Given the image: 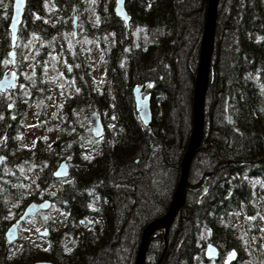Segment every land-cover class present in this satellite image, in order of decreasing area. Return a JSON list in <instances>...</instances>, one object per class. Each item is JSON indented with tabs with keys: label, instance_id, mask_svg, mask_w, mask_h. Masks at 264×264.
<instances>
[{
	"label": "trees",
	"instance_id": "obj_1",
	"mask_svg": "<svg viewBox=\"0 0 264 264\" xmlns=\"http://www.w3.org/2000/svg\"><path fill=\"white\" fill-rule=\"evenodd\" d=\"M207 1L126 0L128 30L108 0H27L12 65L11 6L0 0V78L17 71L21 91L44 106L53 99L44 77L51 61L65 65L67 81L79 85L62 102L70 112L61 127L63 137L55 145L41 138L34 149L21 144L28 101L21 102L19 92L11 101L8 92H0V155L5 156L0 166V264H135L144 227L168 211L180 178L193 127ZM221 2L218 15L222 7L231 13L224 24L217 23L203 138L176 218L167 232H154L144 264H198L209 242L223 255L236 252L238 259L204 264H264V7L257 0ZM74 14L85 36L99 41L105 53L102 90L90 77L83 79V71L90 75L87 52L67 43ZM140 32L158 34L159 42H143ZM177 46L189 50L181 74L174 57ZM25 57L34 64L31 72L23 70ZM137 85L151 98L150 126L139 118L133 95ZM174 87L180 90L177 97ZM86 112L108 121L103 137L92 139L95 148L88 143L87 118L82 126ZM64 154L70 157V175L60 180L52 172ZM28 165L39 168L43 188L60 183L43 198L53 202L46 214L56 211L62 218L39 215L49 230L46 240L20 239V246H8L6 229L24 208L15 198L24 180L20 167ZM41 198L36 194L30 201ZM240 215L249 219L248 229L243 230Z\"/></svg>",
	"mask_w": 264,
	"mask_h": 264
},
{
	"label": "water",
	"instance_id": "obj_2",
	"mask_svg": "<svg viewBox=\"0 0 264 264\" xmlns=\"http://www.w3.org/2000/svg\"><path fill=\"white\" fill-rule=\"evenodd\" d=\"M220 0H208L206 20L202 32V38L200 43L199 60L197 66V73L195 77V88L193 96V127L190 135V139L181 163V172L176 191L169 206L168 211L161 217L151 220L143 229L138 247L135 264H144L146 252L148 249L149 241L154 232L160 228H164L166 232L173 224L176 215L181 207L182 195L184 188L188 180V173L193 156L199 148L204 131V113H205V98L209 83L210 67L212 62V56L215 46V30L217 23V12ZM126 0H114V14L121 19L127 28H130V17L125 8ZM27 0H22V3L17 5V0H12L11 15L9 19V31H10V58L12 65L15 64V47L18 42L19 28L23 23V16ZM74 37L78 35L76 27V16L74 17ZM17 87V75L15 72H6L0 78V92H4L10 89L11 99L12 94ZM133 95L135 99L136 108L139 113L140 120L144 126H150L152 114H151V98L149 94H144V88L142 86H135L133 88ZM11 107V106H10ZM91 128V134L94 138H101L104 134L105 126L100 116L96 112H88L87 114ZM5 160V156L0 155V166ZM69 159H66L59 163L53 173L54 178H67L69 176ZM52 206V201L44 199L42 201L29 202L23 209L22 213L16 219V221L8 227L5 233L7 245H11L18 241L20 236V226L28 218L34 217L41 212L48 211ZM48 229H44L39 232L41 236H47ZM165 252V251H164ZM219 256V248L213 243L209 242L204 249V257L206 260H213ZM237 254L232 253L228 256V260H234ZM33 264H54L51 261H37Z\"/></svg>",
	"mask_w": 264,
	"mask_h": 264
},
{
	"label": "rangeland",
	"instance_id": "obj_3",
	"mask_svg": "<svg viewBox=\"0 0 264 264\" xmlns=\"http://www.w3.org/2000/svg\"><path fill=\"white\" fill-rule=\"evenodd\" d=\"M1 1L3 2L4 6H6V7H9L12 5V0H1ZM108 1H109V4L112 5V7H114V0H108ZM231 1L233 2V0H231ZM219 3H220V1H219ZM221 4L224 5V0H222ZM218 7H219V5H218ZM230 13L224 12L223 7L220 8V14L219 15L217 12V23L221 24V25L224 24V20L227 17H229ZM90 17H91V19L96 20L95 11L90 12ZM217 23H216V29H217ZM78 26H82V25L78 24ZM82 28L83 29L81 31V35L78 38L79 44H78V46L74 45V47L79 49L81 52H87V63H88V65H90L89 67H90V72H91L90 75L87 76V78L90 77L91 82H93L95 85H99V84H101L102 77L106 74V72L104 71V68H105L104 52L101 49V44L99 43V41L90 40L89 38H87V36H85V34H84V27L82 26ZM202 32H203V30H202ZM215 32H216V30H215ZM140 35L142 36L143 42L152 43V42H155V40H158V34H155V33L154 34H145L143 32H140ZM201 38H202V33H201ZM69 40H72V33L67 38V43L68 44H74L73 40L72 41H69ZM28 49H27V51H29ZM188 54H189L188 49H184L183 47L177 46L174 57L176 58L175 59L177 62L176 64H178L177 70L180 74L183 72V68L185 66H188V64L186 63L188 61ZM24 59L28 60L29 58L25 57ZM51 62H52V64L50 66L47 65L49 67H48L47 71L45 72V75L47 77V80L50 82V86H52L54 89L61 90V95H62L61 98L64 99L67 96V91H65V90L62 91L64 84L68 85L70 94L74 93V87H73V85L67 83L68 78L66 77V75L63 72V66L61 65V63L54 62V61H51ZM26 67L28 69L27 71L31 72L33 69L32 62L29 61L26 65ZM179 73H178V75H179ZM82 75H83V73H82ZM83 79H86V77L84 78V76H83ZM61 81H63V83ZM21 88H22L21 90L24 91V86H21ZM172 92H173L174 96L177 97L180 90L177 88L175 89V87H174ZM22 96L27 97V94H25V92H23ZM51 105H54L53 99H51L50 103L48 105H45V106L43 104L38 103L36 100H30L29 101V107H28L27 115H26L25 120H24V122H25L24 125L26 126V132H25V135L22 137V142H21L22 146L27 147V148L33 147V144L35 142L37 135H40V136L42 135L45 138V140L50 144H53V143H56V141H59V132L60 131L57 128H55L54 124L50 120H48V122L46 124L42 123V125H38V126L32 121L34 114L37 113L42 108H44V109L46 108L45 114L50 116V112L52 110ZM67 129H69V128H67ZM92 139H93V137H90L88 139V143L91 144L90 147L95 148V146H97V144ZM20 172H21L24 180H23V185L19 187L17 195L15 198H16V201L20 202L24 206L30 202L31 198L34 195L40 194L41 196H43L46 193H48V194L54 193L61 186L59 182L48 185L47 187H44V188L41 186V184H38L39 183L38 182L39 168L35 165L22 166V167H20ZM42 215L44 216L45 220L50 219L52 221H54V220L58 221L62 218V215L60 214V212H56V211L54 212V214H51V215H47L46 213L41 214V216ZM41 216H37L35 218L29 219L27 222H25L22 225V227H21L22 228L21 238L23 240L31 239V240H34V242H36V243H42L44 240H46V237H42L41 235H39V232L43 231L46 228L44 226L45 220H43L41 218ZM238 221L243 226V230L248 229L249 219L245 215H240L238 218ZM20 245H21V241L18 242V246H20ZM163 254H162V256H163ZM159 261L160 260L156 261L155 264H159ZM203 261L204 260L202 259L200 262H198V264H204ZM249 263L252 264V262H249ZM249 263L245 262V261H239L238 262V264H249Z\"/></svg>",
	"mask_w": 264,
	"mask_h": 264
},
{
	"label": "flooded vegetation",
	"instance_id": "obj_4",
	"mask_svg": "<svg viewBox=\"0 0 264 264\" xmlns=\"http://www.w3.org/2000/svg\"><path fill=\"white\" fill-rule=\"evenodd\" d=\"M258 2H259V4L260 5H262L263 7H264V0H257ZM79 27V34H78V37L76 38V39H74L73 37H72V39H73V41H74V45L75 46H78V44H79V41H78V38L80 37V35H81V31H82V26H78ZM133 32H136V31H133ZM254 39H256V40H258L259 39V36H255L254 37ZM150 41V40H149ZM151 42V41H150ZM155 42L157 43V42H159L158 40H155ZM103 51V50H102ZM23 60V62H24V66H23V70H25L26 72H27V67H26V65H27V63L29 62L27 59L25 60L24 58L22 59ZM104 61H105V68H104V71L106 72V67H107V62H106V59H105V53H104ZM33 64V63H32ZM62 65V64H61ZM63 66V65H62ZM35 69V67H34V64H33V69L32 70H34ZM48 69V68H47ZM47 69L45 70V72L47 71ZM65 70H66V67H65V65L63 66V72L65 73ZM83 71V70H82ZM14 72V71H13ZM29 72V71H28ZM15 73H16V75H17V87H16V90H15V92H14V94L15 93H17V92H19V94H20V96L21 95H23V92L21 91V86H24L23 84H20V82H21V80L19 79V75L17 74V71H15ZM83 76H84V78L86 77V79H84L85 81H87L88 80V78H87V73L85 72V71H83ZM44 77H46V75L44 74ZM47 78V77H46ZM106 81H107V75L105 74L103 77H102V80H101V84H99V89L100 90H102V88H103V86H104V84L106 83ZM62 83H63V81H61ZM67 83L68 84H71V85H73V87H74V93H72V94H70V91H69V88H68V85H65L64 84V86H63V90L62 91H67V96L66 97H70V96H74L75 95V92H76V90H77V87L79 86L78 85V82H76L75 80H68L67 81ZM50 90H51V93H52V95H51V97H53V102H54V105H51L52 106V110H51V112H50V116H48V115H46L45 114V109L44 108H42L41 110H39L37 113H35L34 114V116H33V118H32V121L38 126V125H42V123L43 124H46L47 122H48V120H50L53 124H54V126H55V128H57L60 132H59V138H62L63 136V133H62V130H61V127H62V125H63V123H64V121L69 117V114H70V112H68L66 109H65V107L64 106H61L62 105V102H63V100L65 99H62L61 97H62V95H61V90H58V89H54L52 86L50 87ZM6 92H8V93H10L9 92V89H8V91H6ZM13 94V95H14ZM28 101V103H27V105H26V113H25V115H24V118H23V121L25 120V117H26V115H27V111H28V107H29V101L30 100H34V99H32L31 98V96H30V94L28 93L27 94V97L26 96H24V97H22V100H21V102H23V101ZM50 107V106H49ZM85 118H83V117H81V122H82V126L83 125H85L86 123H87V121H86V118H88L87 117V112L85 113ZM79 117H80V115L78 114V113H76V122L78 123L79 122ZM108 122V121H107ZM24 124H25V122H24ZM41 138H44L42 135L40 136V135H37L36 136V139H35V143L33 144V147H30L31 149H34L35 147H36V145L38 144V142H40L41 141ZM45 139V138H44ZM51 145H55V143H53V144H51ZM66 159H69V162H70V157H68L66 154H64V158L62 159V161L63 160H66ZM54 172V171H53ZM52 172V173H53ZM48 185H46V187H47ZM42 198H43V196H42ZM7 230V229H6ZM6 233V232H5ZM6 239V238H5ZM231 254V252L230 253H228V254H226V255H223V254H221V252L219 251V256L216 258V259H213V260H211V261H208L209 263H216V262H219V261H221V263L222 262H227V263H231V262H236L237 261V259H238V256H236V258L234 259V260H228V256Z\"/></svg>",
	"mask_w": 264,
	"mask_h": 264
},
{
	"label": "snow or ice",
	"instance_id": "obj_5",
	"mask_svg": "<svg viewBox=\"0 0 264 264\" xmlns=\"http://www.w3.org/2000/svg\"><path fill=\"white\" fill-rule=\"evenodd\" d=\"M20 3H22V0H17V5H19ZM78 91V90H77ZM35 143V142H34ZM261 231H264V229H262Z\"/></svg>",
	"mask_w": 264,
	"mask_h": 264
}]
</instances>
